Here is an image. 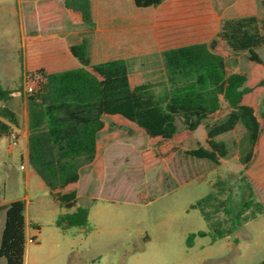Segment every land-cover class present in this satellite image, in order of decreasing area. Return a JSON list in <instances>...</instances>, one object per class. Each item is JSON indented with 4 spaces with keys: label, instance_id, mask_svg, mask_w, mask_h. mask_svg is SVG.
I'll return each instance as SVG.
<instances>
[{
    "label": "trees",
    "instance_id": "obj_1",
    "mask_svg": "<svg viewBox=\"0 0 264 264\" xmlns=\"http://www.w3.org/2000/svg\"><path fill=\"white\" fill-rule=\"evenodd\" d=\"M165 1L134 0L141 10ZM64 7L72 24L87 31L96 29L91 0H65ZM263 45L264 35L256 17L223 20L220 31L209 42L162 53L167 83L164 91L156 93L145 75L131 72L118 52L93 63L87 35L29 40L22 58V79L35 84L26 92L29 165L63 208L75 209L60 215L57 226L64 230L88 226L89 210L78 206L79 182L88 170L94 175L92 189L102 181L105 150L116 140L145 138L141 152L144 169L162 165L163 175L169 176V164L184 143L193 142L202 125L207 147L192 148L186 154L215 165L229 156L227 145L217 138L242 125L248 146L239 161L245 172L250 170L264 150V60L257 52ZM63 51L80 66L56 68L55 59ZM245 53L250 72L230 71L229 62L238 63ZM13 96L14 92L0 83V140L13 128H20L19 115L7 106ZM259 98L262 110L253 103ZM219 116L223 117L219 120ZM243 181L249 200L238 214L240 226L264 215V204L247 176ZM223 183L213 187L222 188ZM219 197L218 193L211 194L193 208L200 209L211 223L221 212L228 215L226 202ZM25 211L22 200L0 205V218L4 213L0 258L5 264H25ZM225 237L226 233L219 236Z\"/></svg>",
    "mask_w": 264,
    "mask_h": 264
},
{
    "label": "rangeland",
    "instance_id": "obj_2",
    "mask_svg": "<svg viewBox=\"0 0 264 264\" xmlns=\"http://www.w3.org/2000/svg\"><path fill=\"white\" fill-rule=\"evenodd\" d=\"M22 1L0 0V83L14 92L7 106L23 122L29 115L26 92L31 86L28 78L22 79V58L28 40ZM187 1L186 8L191 9L186 11H190L186 17L190 20L196 17L194 11L208 18L222 17V20L254 16L264 35V0H253L250 5L246 0ZM57 6L53 7V12L60 15L61 7ZM41 12L43 17L48 10ZM35 17L34 9L28 11V19ZM43 33L46 32L43 30ZM210 36L188 38L185 42L174 40L168 45L149 29H135L114 39L115 44L111 45L104 42L103 36L93 35L89 56L93 63H99L106 59L104 51L122 50L123 46L132 45L129 51H122L130 71L143 73L154 91L161 93L167 83L162 53L184 44L207 43ZM151 42L155 43L156 51L150 47ZM257 52L264 60V45ZM246 55L238 63L229 62L228 69L249 73ZM78 64L77 59L65 52L57 59L56 66L75 68ZM253 103L259 110L263 109L262 98ZM245 133L240 125L234 132L217 138L227 145L229 156L215 165L186 154L192 148L207 147L206 130L202 125L194 133L193 142L184 143L169 164V176L163 175L162 165L144 169L141 152L145 138L116 141L106 151L107 174L98 183V190L93 193V179L87 173L79 184L78 206L89 210L88 226L66 230L57 226L59 214L75 209L66 210L49 194L28 163L24 142L13 146L8 137L0 140V205L17 200L26 204L25 264H260L264 261V215L241 226L238 218L243 204L249 200L243 181L245 176L264 200V192L259 187L264 184L263 164L246 173L239 161L248 146ZM219 181L224 182L223 187L214 188ZM214 193L220 195V201L226 202L228 215L221 212L209 223L200 209L193 207ZM206 210L211 211L209 207ZM3 227L4 213L0 218V243ZM201 233L206 236L202 237ZM221 233H226V237L220 239ZM5 263L6 260L0 258V264Z\"/></svg>",
    "mask_w": 264,
    "mask_h": 264
},
{
    "label": "crops",
    "instance_id": "obj_3",
    "mask_svg": "<svg viewBox=\"0 0 264 264\" xmlns=\"http://www.w3.org/2000/svg\"><path fill=\"white\" fill-rule=\"evenodd\" d=\"M42 1L43 0H23L22 1L23 2L22 5L24 6L26 10L27 23H26L25 37L28 38L27 43L29 40L33 38H42V37H47V36L65 37L71 34H81V35L88 36V48H89V42L93 35L94 36L101 35L103 36L104 42L106 44L108 43V44L113 45L115 44V42L113 41L114 39L122 38L130 34L132 30L149 29L151 31V34L155 35L156 38L160 37L164 39L168 45H171L174 42V40H181L185 42V40L188 38H196V37H201L203 35H208V34L211 35L210 36L211 37L210 40H211L220 31V28L223 22L222 17L208 18V17L203 16L201 12H200L201 14H198L197 12L195 13V11H194V15L196 17L190 20L188 17H186V15L190 13V11L188 13L186 11L188 9L189 10L191 9V7L186 8L187 3H188L187 0H166L160 6L155 7V8H150L147 10H141L137 8L134 0H91L92 5H93V16H94V20L96 23V29L93 31H87L71 23V20L64 7L65 0H44L45 2H42ZM193 2L201 3V0H193ZM56 5H59L57 6L58 9L59 7H61V10L59 11L60 15H58L57 13L55 15V13L53 12V7H55ZM129 8L131 9V12L127 11V9ZM32 9H34V11L37 13V17H35L34 20H30L27 18L28 11ZM43 9H47L48 13L44 15L43 17H41V13H42L41 11H43ZM43 30L46 33H43ZM158 31L161 32V35L157 34ZM97 42L98 41L95 37L94 43L97 44ZM154 45H155L154 42L150 43V47L156 51V49L154 48ZM183 46H186V45L184 44ZM132 47H133L132 45L123 46L122 50L112 48L107 51H104L103 55L107 57L112 52H118L123 56L122 51L127 52L128 48L130 49ZM180 47L182 46H179L177 48H180ZM26 48H27V45L25 47L24 54H25ZM171 49H175V48H171ZM65 52H68V51L61 52V54L55 59L56 68H65L62 65H60V67L56 66L57 59H59L60 56L64 54ZM68 54L70 53L68 52ZM72 58L74 57L72 56ZM79 66L80 64H78V66L76 67H79ZM239 126L240 125H238L237 128ZM16 129L20 133V142H24L25 144V155L28 158V138L30 134L29 115L25 116V119L23 122L20 118V128H16ZM116 141H119V140H116ZM116 141H114L113 143H115ZM113 143H111L110 145H112ZM108 147L106 148L105 154H104V160H105L104 176H106L107 174V167H106L107 166V152L106 151ZM240 158L241 157H239V159ZM259 164H263L264 166V150L261 152L256 164L246 173H249L254 167H256ZM86 173L90 174L91 179H94V175L91 170H88ZM99 187L100 185H96L92 189L93 193H95ZM259 187H260V191L264 192V184L259 185ZM92 198L95 199L94 194ZM262 198L264 199L263 195H262ZM78 199L80 200L79 186H78ZM260 200L264 204V200H262L261 198ZM62 214L64 213L61 212L59 215H62Z\"/></svg>",
    "mask_w": 264,
    "mask_h": 264
},
{
    "label": "built area",
    "instance_id": "obj_4",
    "mask_svg": "<svg viewBox=\"0 0 264 264\" xmlns=\"http://www.w3.org/2000/svg\"><path fill=\"white\" fill-rule=\"evenodd\" d=\"M30 89H29V92H31L34 87H35V84L33 81L30 80ZM8 138L10 139V141L12 142V145L15 146L19 141H20V133L19 131L16 129V128H13L10 133H9V136ZM32 243L35 242L34 239H31L30 240Z\"/></svg>",
    "mask_w": 264,
    "mask_h": 264
}]
</instances>
